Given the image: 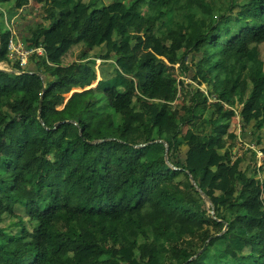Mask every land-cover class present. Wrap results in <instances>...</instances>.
<instances>
[{
  "label": "trees",
  "instance_id": "1",
  "mask_svg": "<svg viewBox=\"0 0 264 264\" xmlns=\"http://www.w3.org/2000/svg\"><path fill=\"white\" fill-rule=\"evenodd\" d=\"M29 1L0 0V18ZM140 1L48 0L42 55L0 70V221L17 220L0 264H264V177L225 167L239 109L264 130V0ZM11 38L0 30V65ZM80 45L104 53L64 66ZM97 58L111 61L98 84L76 72Z\"/></svg>",
  "mask_w": 264,
  "mask_h": 264
},
{
  "label": "rangeland",
  "instance_id": "2",
  "mask_svg": "<svg viewBox=\"0 0 264 264\" xmlns=\"http://www.w3.org/2000/svg\"><path fill=\"white\" fill-rule=\"evenodd\" d=\"M90 0H83V2L88 3ZM34 5H37V3H34ZM40 5V4H38ZM189 6V4H186L184 6H182L181 8H179V10L185 9ZM48 7V0H42V5H40L38 7L37 10H33L32 12H29L26 9H24L25 11H22L21 13H18V15L15 16V12L14 11H10L6 13V19L4 18V22L2 21V19L0 18V30L4 31L5 30V26L6 28H8L9 30H11L12 32V36H13V41L14 43L20 47V50L23 52H27L30 51L31 49H33V36H32V31L36 28V26L38 24H42L45 22L46 20V13L45 10ZM139 8L146 10L147 8V4L144 0H141L139 3ZM236 12L239 13V11L237 10ZM24 14V15H23ZM15 16V17H14ZM14 17V18H13ZM88 16L86 17V20L88 21ZM27 22V24L25 23ZM86 23V22H85ZM5 24V26H4ZM258 52H259V56L260 58L264 61V43H262L261 45L258 46ZM103 51H100L99 49H95L92 51H89L87 48L83 47L82 45L80 46H76L74 48H72L68 54L63 58L62 60V64L64 66L66 65H71L72 63L76 62L78 59L79 64L80 65H84L85 62L88 59V56L90 58H94L97 54H103ZM84 55V56H83ZM31 56V55H30ZM29 56V57H30ZM83 56V57H82ZM10 57H11V65H0V70H5V71H10L9 68L12 66V64L15 63V61L18 60V56L15 53H10ZM186 61H190V59H186ZM111 63V61L108 62H103L101 59L96 60V66H95V72L90 71L89 69L85 68V71L82 69V67H78L77 69V74H82V72H85L86 74H88L89 79L91 80L93 77L97 78V84L100 80V65H103V68L106 69L109 67V64ZM28 68V63L27 66L24 67L23 69H27ZM177 66L175 67H170L169 70L167 71V74L172 76V77H176L178 76V71H177ZM186 83L192 86V89L194 90L197 86L193 83H191L189 80H186ZM203 83H205L203 81ZM97 84L94 87H91V89L96 88ZM87 85V83H86ZM199 92L200 94H207V89L206 86L203 85L202 87L199 88ZM70 97V95H69ZM68 100V98L66 99V96H64V101L66 102ZM183 102L182 98H180L175 105H181V103ZM238 117V111L236 112V116L232 119V123L230 126V131L232 132V126L234 128H237L239 125V119ZM255 117V116H254ZM250 118H253V115L250 116ZM257 118V117H255ZM250 120V119H249ZM188 129L193 130L194 132V137L192 142H195L197 140V138L199 136H201L204 131H205V123L204 120H200V121H196L194 123H192L190 126H187L183 129V132H186ZM240 144V146H239ZM246 146H243V143H240L238 141V139L236 140V142L233 145V148L229 149V154L231 157V160L228 164L225 165V167L227 168V172L229 173L230 178L233 177V165L235 160L241 159L240 156H244L246 153H249L251 150L245 149ZM258 152V151H257ZM181 158H184V153L181 154ZM244 159V158H243ZM255 161L258 163L260 162L262 165V172L260 175L257 174L256 168L254 169V177L258 178V179H262L264 177V157H259L258 154H255ZM177 182L184 184L186 182V179L183 176H180L179 178H177ZM42 186H47L48 183L46 182H42L41 184ZM230 199L233 200L235 195H234V191L231 192L230 191ZM207 206L210 207V204L207 203ZM221 205H219L220 207ZM209 213L213 214L212 211H209ZM17 220L16 219H11L9 216H4L2 218V221H0V227L1 228H7V227H11L14 225V223H16ZM33 253L32 249H29L26 254L22 255L23 258L25 259H29L31 257Z\"/></svg>",
  "mask_w": 264,
  "mask_h": 264
},
{
  "label": "crops",
  "instance_id": "3",
  "mask_svg": "<svg viewBox=\"0 0 264 264\" xmlns=\"http://www.w3.org/2000/svg\"><path fill=\"white\" fill-rule=\"evenodd\" d=\"M34 3H37V5H34ZM38 4L42 5V0H39V1L30 0L29 4L26 7H24L23 9H21L15 13V16L18 15V13L25 11L24 9H26V8L29 12H32L33 10H37L38 7L40 6ZM25 23L27 24V22H25ZM243 112H244V114H243L244 116L240 115V112H238L237 118L239 119V125L237 128H234L232 126V132L237 136L238 141L240 143H243V146H246V148H245L246 150H248L247 146H253L254 149L253 150L250 149L251 151L249 153H246L244 156H240L241 159L237 158L235 160V162L239 161L238 171L245 174L246 177L250 179V178L254 177V174H255L254 169L255 168H256L257 174L260 175L261 173H263L262 172L263 168L261 166L262 164L260 162L257 163L255 161V154L257 153V151H258L257 149L259 148L256 146V142L259 139V137L264 142V130L260 131V130L256 129L257 118H250L251 112H248L245 110H243ZM239 146H240V144H239ZM254 180L256 182V181L261 180V179L254 177ZM262 196H261V198H262Z\"/></svg>",
  "mask_w": 264,
  "mask_h": 264
},
{
  "label": "built area",
  "instance_id": "4",
  "mask_svg": "<svg viewBox=\"0 0 264 264\" xmlns=\"http://www.w3.org/2000/svg\"><path fill=\"white\" fill-rule=\"evenodd\" d=\"M11 31V30H10ZM10 53H15L17 56H18V62H19V65L20 67L23 69L24 67L27 66V63L29 61V58L33 55V54H37V55H42L43 53V50L41 47H38V48H33L31 49L30 51H27V52H22L20 50V47L17 46L14 41H13V36L12 38L10 39V42H9V47H8ZM31 55V56H30ZM30 56V57H29ZM11 59V57H10ZM29 65V63H28ZM247 149H254L253 146H247ZM258 156L259 157H262V154L260 152H257Z\"/></svg>",
  "mask_w": 264,
  "mask_h": 264
},
{
  "label": "water",
  "instance_id": "5",
  "mask_svg": "<svg viewBox=\"0 0 264 264\" xmlns=\"http://www.w3.org/2000/svg\"><path fill=\"white\" fill-rule=\"evenodd\" d=\"M41 78H42V75H41ZM73 94H71L70 95V97L72 96ZM69 97V98H70ZM68 98V99H69ZM41 109H42V98H41V100H40V105H39V111H41ZM163 143V142H162ZM164 145H165V147H166V150H165V159L167 160V153H168V148H167V145L165 144V143H163ZM140 147H142V146H140ZM190 180H191V183H192V185L193 186H195L196 187V185H195V183H194V180L192 179V178H190ZM200 192V191H199ZM200 194H201V196H202V198L205 200V202H207L208 204H211L210 203V200L202 193V192H200ZM225 231V230H224ZM217 236H214L213 238H216ZM212 239V238H211ZM210 239V240H211ZM209 240V241H210ZM208 241V242H209ZM208 242H206L205 243V245H204V247H203V249L195 256V257H193V258H191L189 261H192L193 259H195L196 257H198L204 250H205V248H206V246H207V244H208Z\"/></svg>",
  "mask_w": 264,
  "mask_h": 264
}]
</instances>
